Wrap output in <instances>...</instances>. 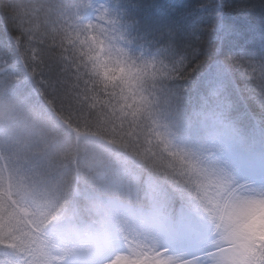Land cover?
Returning <instances> with one entry per match:
<instances>
[{"label": "trees", "instance_id": "trees-1", "mask_svg": "<svg viewBox=\"0 0 264 264\" xmlns=\"http://www.w3.org/2000/svg\"><path fill=\"white\" fill-rule=\"evenodd\" d=\"M7 2L0 0V20L6 21L4 30L12 38V43L0 42V69L6 70L0 76V158L5 162L0 159V264H25L31 254L28 244L41 238L37 232H52L57 226L71 228L72 221H61V217L75 221L84 235L92 227L101 229L112 215L93 214V206L101 204L105 190L123 176L128 191L137 187L134 181L140 173L139 184H154L156 195L140 202L138 197L126 208L150 210L160 205L169 218L182 208L191 214L196 210L205 217L203 228H207L210 218L199 209L202 172L212 161L213 151L223 146L228 124L242 132L235 135L241 149L255 145L252 141L258 131L264 134V82L251 85L257 100L246 108L234 98V103L211 108L203 98L211 99L215 91L227 102L230 85L225 89L201 85L197 74H189L182 87L165 92L146 84L156 78L153 72L159 69L145 73L126 66L125 81L112 74L103 84L89 74L87 59L89 48L95 52L101 43L73 33L81 28L88 35L87 26L83 27L88 25V12L93 17L99 10V19L105 21L101 0H12L9 7ZM254 2L259 4V0ZM76 8L85 13L83 23L73 13ZM5 10L7 16H3ZM90 26L95 35L106 29L103 23ZM0 41H4L3 34ZM132 99L138 100L131 103ZM68 123L90 134L83 138L95 135L91 139L99 146L94 154H108L113 164L110 169L101 170L104 163L88 157L92 150L82 148L85 139L69 144ZM262 155L254 153L256 158ZM123 156L139 166L137 175L130 169L129 179L118 166ZM85 164L89 167L82 169ZM188 172L192 180L186 178ZM22 209L29 211L27 218ZM40 212L49 221L39 226L35 215ZM203 235L183 243L197 242ZM250 243L252 264H264V241L255 238Z\"/></svg>", "mask_w": 264, "mask_h": 264}, {"label": "snow or ice", "instance_id": "snow-or-ice-1", "mask_svg": "<svg viewBox=\"0 0 264 264\" xmlns=\"http://www.w3.org/2000/svg\"><path fill=\"white\" fill-rule=\"evenodd\" d=\"M100 8L106 10V20L99 19L97 10L85 23H106L104 36L112 45L107 50L112 54L106 55L100 44L87 56L89 74L101 82L107 84L110 72L119 74L126 66L145 73L159 69L146 84L167 92L182 87L195 72L201 85H230L242 107L256 102L251 85L264 82V0H101ZM171 226L178 235L200 230L184 208Z\"/></svg>", "mask_w": 264, "mask_h": 264}, {"label": "rangeland", "instance_id": "rangeland-1", "mask_svg": "<svg viewBox=\"0 0 264 264\" xmlns=\"http://www.w3.org/2000/svg\"><path fill=\"white\" fill-rule=\"evenodd\" d=\"M7 1H9L7 6H11L10 2L12 0ZM73 13L78 15L77 18L83 23L82 17L85 13L81 14L77 11V8L74 9ZM88 13L89 20L92 17L90 16L91 12ZM4 14L5 16L8 15L6 10L5 13L3 12V16ZM5 22L3 24L0 20V34L4 35V41L8 38L7 32L4 30ZM103 24L106 26V23ZM90 25L92 24H83V27L87 26L84 28L88 31V35L83 33L81 28L74 29L73 33L75 35H86L92 41L104 44L105 54H112L107 51L111 49L112 45L109 42H102L107 40V37L104 36L103 32L95 35V31H92ZM94 36L97 39L94 40ZM102 36L104 40L100 39ZM126 70L125 67L119 74L110 72L107 78H110L113 74L115 78L122 76V80L125 81ZM195 74V72L190 73V76H195ZM100 86L102 87V84ZM217 88L225 89L226 87ZM203 99L211 104V108H219L230 102L234 103L231 94H228V100L225 102L215 91L210 99L211 103L207 98ZM137 100L132 99L131 103L137 102ZM68 124L65 127L67 126L69 144L79 143L84 139L83 137L90 135L84 131H77L72 123L71 125ZM232 131H235V128L231 127L228 141L235 142V132ZM89 137H95V135ZM261 144H264V140L260 141ZM31 146L33 147V145ZM224 147L226 150L217 152L212 157L207 169L202 172L203 203L201 208H197L204 209L206 216H209L210 224L206 226L207 228L200 229L195 235H178L171 226L172 218H169L163 211H153L143 214L141 218H135L134 211L119 205L121 207L119 211L124 212L126 218H121L120 213H117L113 222L106 223L108 228L106 232L94 231L93 235H84L83 230L73 229L78 233L73 236L72 232L67 231L66 236L75 237L80 242L79 246L75 247L60 243L54 248H43L36 243V248L32 251L26 264H173L174 262L176 264H252L254 258L248 255L250 254V251H248L251 247L250 241L255 238L264 241V183L261 182H264V164H252L244 158L241 152H237L230 145L225 144ZM82 148L85 151H90L87 144H84ZM39 149L36 146L35 152L38 153ZM87 155L90 159H95L97 162L104 163L109 167L113 165L108 154L99 156L98 154L88 153ZM95 156L97 157L95 158ZM178 156L182 158L180 152ZM0 159L4 165L3 158ZM119 164L123 163L120 162ZM85 166L89 167L87 164ZM120 168H123L122 172L128 179L131 172L122 165H120ZM69 172L71 173V169ZM168 177L172 178L170 175ZM186 178L192 180L190 172H188ZM194 180L196 179L194 178ZM244 181L253 185L250 184L239 190L231 198L224 212L225 199L228 198L229 193L236 185L242 184ZM147 185L154 186V184ZM157 186L156 188H158ZM107 208L110 209L111 205H107ZM108 211L104 210L103 207H97L93 214L102 215ZM43 212L47 213V211ZM43 212L35 215V220L39 226L41 225L40 222L48 223L49 221ZM27 213V211L24 212L25 215ZM198 213L196 210L192 212L196 216L200 227H203L205 217ZM223 213L225 214L223 215ZM53 216L55 219L59 218L58 215ZM202 234H204L203 236L206 237L205 240L207 241L197 247L199 251L197 256L192 255L193 251L180 250L175 253L176 255L169 256L164 261L159 258L162 257L161 254L163 253L160 250L177 245V237L196 238L195 240H197ZM98 242L100 243L97 244ZM86 246L89 247L85 248ZM77 247L79 249H76ZM181 251L186 253L183 254Z\"/></svg>", "mask_w": 264, "mask_h": 264}, {"label": "bare ground", "instance_id": "bare-ground-1", "mask_svg": "<svg viewBox=\"0 0 264 264\" xmlns=\"http://www.w3.org/2000/svg\"><path fill=\"white\" fill-rule=\"evenodd\" d=\"M6 74V70L5 69H3V70H1L0 69V76H2V75H5ZM77 233V232H76ZM78 234V233H77ZM64 248V247H63Z\"/></svg>", "mask_w": 264, "mask_h": 264}, {"label": "water", "instance_id": "water-1", "mask_svg": "<svg viewBox=\"0 0 264 264\" xmlns=\"http://www.w3.org/2000/svg\"><path fill=\"white\" fill-rule=\"evenodd\" d=\"M230 197H231V196H230ZM230 197H229V198H230Z\"/></svg>", "mask_w": 264, "mask_h": 264}]
</instances>
